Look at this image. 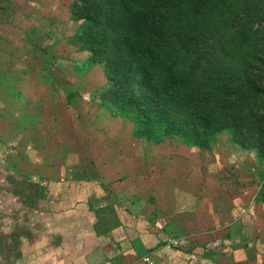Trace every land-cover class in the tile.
Returning <instances> with one entry per match:
<instances>
[{
	"label": "rangeland",
	"instance_id": "rangeland-1",
	"mask_svg": "<svg viewBox=\"0 0 264 264\" xmlns=\"http://www.w3.org/2000/svg\"><path fill=\"white\" fill-rule=\"evenodd\" d=\"M75 2L0 0V60L5 53L14 56L11 59L14 69H22V72H17L12 80L20 81L21 85L28 82L31 86V89L27 87V91L21 87V99L29 102L22 105L19 113L24 117L20 124L18 122L21 128L19 132L25 135L4 136L3 125L7 128L16 122L0 120V198L7 194L6 200L0 201V227L4 223L3 216L8 227L12 228L18 221L13 209L8 207L14 201L7 199L21 197L25 205H30L27 194L38 196L34 189L38 185L32 183L33 178L40 181L49 176L73 177L80 171L84 176L100 177L103 175L99 174L98 167L102 172V165L109 166L111 170L116 168L117 176L125 174V170H129L126 167L131 165L134 171L139 170L143 176H155L159 172L169 174V164L173 162L171 166L178 164L175 173L181 180L180 176L184 177L183 167L189 166L193 158L201 162L210 161L218 172L221 169L227 171V177H223L229 179L230 184L232 177L241 178L247 188H256L264 198V154L259 149H248L249 143L247 149L237 145L231 131L219 135L209 155H202L190 150L176 137L166 138L156 133L151 138H144L137 133L135 125L114 114L102 99L103 92L108 88V79L103 66H100L99 55L80 40L79 36L87 23L74 15L72 7ZM247 2L240 0L241 6L234 8L233 13L231 11L232 15L223 28L237 37L244 33L255 34L261 41L264 0L258 5L260 12L249 10ZM254 39L251 46L253 48L255 45V49L251 51V56L256 60L249 79L263 94L252 98V95L239 89L238 95L246 96L245 103L241 104L245 105L248 113L264 119V63L257 60L261 47ZM204 43L199 48L192 46L188 51L191 54L198 52L200 56L211 54L214 49L211 41L205 40ZM20 55L23 56L22 62ZM0 75H4L1 65ZM37 92L38 96L34 98ZM230 102L236 103V100ZM7 110L13 112L12 105H0V117H5ZM250 123L243 127L248 138L252 132ZM218 161L224 164L227 161L229 165L220 167ZM235 182L238 181L232 183L230 190L236 188ZM218 240L220 237L209 243L213 244L212 250L219 254L221 243ZM250 250L245 249L247 252ZM232 251L223 253L225 256L227 254L224 257L226 264L238 262L231 255ZM250 252L256 264H264V248L257 250L259 256L255 254L256 251ZM249 259L248 255L245 256L246 262Z\"/></svg>",
	"mask_w": 264,
	"mask_h": 264
},
{
	"label": "crops",
	"instance_id": "crops-1",
	"mask_svg": "<svg viewBox=\"0 0 264 264\" xmlns=\"http://www.w3.org/2000/svg\"><path fill=\"white\" fill-rule=\"evenodd\" d=\"M2 57L0 105H12L13 112L7 110L0 120L16 122L7 128L3 125V135H25L19 132L24 119L19 113L29 102L21 99V87L27 91L31 86L12 80L22 69H14L11 54ZM19 57L22 62L23 56ZM171 164L169 174L155 176H143L132 165L117 176L116 168L102 165L100 177L82 176L80 171L73 177L33 178L38 196L27 194L30 205L21 197L7 199L14 201L8 207L18 221L11 228L2 217L0 264H148L145 257L154 264H226L223 253L229 250H234L231 255L237 264H256L250 251L259 256L257 250L264 248V198L256 188L249 189L241 178L232 177L233 184L238 182L230 190L233 184L223 177L228 175L225 169L218 172L210 161L194 158L183 167L182 182L175 173L178 164ZM218 165L229 163L218 161ZM6 197L3 194L0 201ZM171 237L183 240L181 249L165 247ZM218 237L219 254L209 243Z\"/></svg>",
	"mask_w": 264,
	"mask_h": 264
},
{
	"label": "trees",
	"instance_id": "trees-1",
	"mask_svg": "<svg viewBox=\"0 0 264 264\" xmlns=\"http://www.w3.org/2000/svg\"><path fill=\"white\" fill-rule=\"evenodd\" d=\"M261 1L248 0V9L260 12ZM240 6V0H76L72 11L87 23L80 40L97 52L107 76L102 99L140 136L160 133L212 151L219 135L231 131L237 145L264 154V119L248 113L246 96L238 95L239 89L252 98L263 94L249 79L258 38L223 28ZM205 40L211 54L188 51ZM258 42L264 63V29Z\"/></svg>",
	"mask_w": 264,
	"mask_h": 264
},
{
	"label": "built area",
	"instance_id": "built-area-1",
	"mask_svg": "<svg viewBox=\"0 0 264 264\" xmlns=\"http://www.w3.org/2000/svg\"><path fill=\"white\" fill-rule=\"evenodd\" d=\"M182 246H183V240L175 237L169 238L165 245L167 249H181ZM143 261L148 264H154L149 257H145Z\"/></svg>",
	"mask_w": 264,
	"mask_h": 264
}]
</instances>
